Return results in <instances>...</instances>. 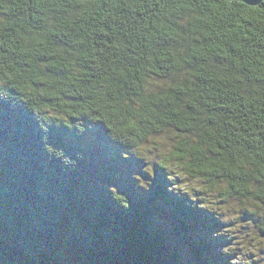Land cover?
I'll use <instances>...</instances> for the list:
<instances>
[{"label": "clouds", "instance_id": "1", "mask_svg": "<svg viewBox=\"0 0 264 264\" xmlns=\"http://www.w3.org/2000/svg\"><path fill=\"white\" fill-rule=\"evenodd\" d=\"M0 102L40 130L45 160L6 165L0 264H189L162 217L134 229L54 183L84 158L51 127H99L140 162L126 179L222 223L225 264H264V0H0ZM106 186L127 211L120 172Z\"/></svg>", "mask_w": 264, "mask_h": 264}, {"label": "trees", "instance_id": "2", "mask_svg": "<svg viewBox=\"0 0 264 264\" xmlns=\"http://www.w3.org/2000/svg\"><path fill=\"white\" fill-rule=\"evenodd\" d=\"M92 133V134H90ZM93 135L95 142H98L101 150V157L94 159L87 156L80 142ZM40 130L37 128L32 116L20 110L19 106L11 105L7 102H0V216L3 215V186L6 183L4 169L6 165L13 162L20 164L27 157V162L37 171L40 164L45 160V156L40 152L39 147ZM49 142L55 146L62 147L72 153L80 151L84 158L79 161L78 168L74 172L63 173L60 171V165L56 161H49L48 168L54 169L49 173L54 183H69L81 194L88 198L89 191L95 190L96 201L99 206L107 209L118 218H122L125 226L135 228L138 224L144 222L152 216L147 210H143L136 201L128 194L131 201V207L127 211L116 207L108 198L106 186L109 183H115L112 179V172L123 173L121 165L129 166L132 157L127 159L120 156L123 150L120 145L108 141L102 130L97 127H88L85 124V130L79 132L76 129L69 130L65 127H51L48 133ZM92 173L94 177L92 178ZM122 176H120V181ZM159 184L156 188V196L160 199L166 208H168V218H171L194 254V258L200 264H225V261L213 250L217 239L210 240V233L203 236L200 228L209 227L219 229L222 223L207 210L189 208L184 203L182 197L176 196L165 190L163 174L159 170L156 172V181ZM119 181V183H120ZM158 183V182H157Z\"/></svg>", "mask_w": 264, "mask_h": 264}, {"label": "rangeland", "instance_id": "3", "mask_svg": "<svg viewBox=\"0 0 264 264\" xmlns=\"http://www.w3.org/2000/svg\"><path fill=\"white\" fill-rule=\"evenodd\" d=\"M92 134V133H90ZM81 146L83 147V150L85 151L87 156H91L94 159H99L101 157V150L100 145L98 142H95L93 135L84 138L80 142ZM140 166V162L137 161L134 158H131L129 162V166L121 165L120 167L123 168L122 173V180L120 181V185L122 190L126 191L131 198L138 203V205L143 209L147 210L151 215H158L163 218L165 223L169 225L173 229V235L178 240L179 244L188 250V253L191 257V260L189 264H200L197 259L194 258V254L188 244H185V239L182 235V233L179 231L181 230L178 225H175V223L172 222L171 218H168V208L164 205L160 199L156 196V188L159 184V180L156 181V178L152 181V185L150 187V190L145 192L143 190L137 189L133 184L129 183L126 179L127 173L133 170H138ZM92 178H95L94 173H92ZM158 182V183H157ZM215 216V215H214ZM216 217V216H215ZM221 227L223 225H220ZM200 232H202V235L205 236L207 233H210V240H215V238L212 237V233L217 231L218 229H213L212 225L209 224V227H202L200 228ZM218 241L215 243V246L213 247V250L215 252H218V248L220 247L221 243L226 242L225 237L221 236L216 238Z\"/></svg>", "mask_w": 264, "mask_h": 264}]
</instances>
